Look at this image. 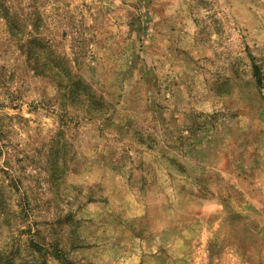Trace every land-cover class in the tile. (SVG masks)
Instances as JSON below:
<instances>
[{
  "label": "rangeland",
  "instance_id": "374dc122",
  "mask_svg": "<svg viewBox=\"0 0 264 264\" xmlns=\"http://www.w3.org/2000/svg\"><path fill=\"white\" fill-rule=\"evenodd\" d=\"M0 264H264V0H0Z\"/></svg>",
  "mask_w": 264,
  "mask_h": 264
}]
</instances>
